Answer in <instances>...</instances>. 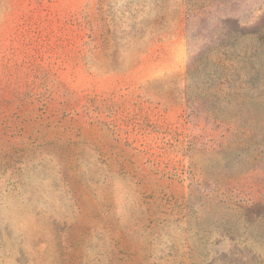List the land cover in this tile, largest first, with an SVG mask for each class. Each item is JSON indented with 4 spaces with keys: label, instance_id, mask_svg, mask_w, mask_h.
Returning a JSON list of instances; mask_svg holds the SVG:
<instances>
[{
    "label": "rangeland",
    "instance_id": "rangeland-1",
    "mask_svg": "<svg viewBox=\"0 0 264 264\" xmlns=\"http://www.w3.org/2000/svg\"><path fill=\"white\" fill-rule=\"evenodd\" d=\"M0 264H264V0H0Z\"/></svg>",
    "mask_w": 264,
    "mask_h": 264
}]
</instances>
